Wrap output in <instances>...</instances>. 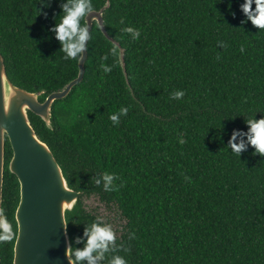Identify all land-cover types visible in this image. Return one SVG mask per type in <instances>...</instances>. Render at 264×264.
<instances>
[{
    "label": "trees",
    "instance_id": "obj_1",
    "mask_svg": "<svg viewBox=\"0 0 264 264\" xmlns=\"http://www.w3.org/2000/svg\"><path fill=\"white\" fill-rule=\"evenodd\" d=\"M107 2L104 25L114 43L93 23L83 80L53 104V129L28 113L81 193L66 215L73 253L85 246L76 242L85 228L101 220L84 206L96 198L120 219L123 246H110L97 264L112 255L128 264H264V156L245 135L249 120L264 119V30L240 10L245 0H92L94 11ZM66 3L0 0L7 76L40 102L78 76L79 60L64 58L54 31ZM126 27L138 29L139 39ZM176 92L183 97L173 99ZM122 107L129 112L113 126L109 117ZM230 141L244 149L233 152ZM5 151L7 166V140ZM106 174L114 176L108 192ZM18 189L6 169L2 208L15 230ZM13 245L0 243L1 264H12Z\"/></svg>",
    "mask_w": 264,
    "mask_h": 264
},
{
    "label": "water",
    "instance_id": "obj_2",
    "mask_svg": "<svg viewBox=\"0 0 264 264\" xmlns=\"http://www.w3.org/2000/svg\"><path fill=\"white\" fill-rule=\"evenodd\" d=\"M109 6L107 2L101 10L89 13L85 25L90 34L92 20H97L101 33L114 43L105 29L103 18ZM87 44L88 41L81 52L82 59L78 61L77 78L63 90L49 94L43 102L39 101V93H30L12 84L0 54V208L6 169L16 177L19 186V201L14 212L17 238L13 245L12 264H69L75 261L74 255L66 254L68 245L73 250L66 215L74 212L81 193L70 188L49 147L36 135L28 113L39 117L48 130L53 129V104L67 98L83 80ZM115 45L126 78L124 50L117 43ZM6 140L12 151L7 166Z\"/></svg>",
    "mask_w": 264,
    "mask_h": 264
},
{
    "label": "clouds",
    "instance_id": "obj_3",
    "mask_svg": "<svg viewBox=\"0 0 264 264\" xmlns=\"http://www.w3.org/2000/svg\"><path fill=\"white\" fill-rule=\"evenodd\" d=\"M255 5V7H253ZM240 10L247 16L248 20L259 30H264V0H245L240 6ZM64 15L59 23L54 28L56 39L61 43L62 53L65 59L80 60L82 57L80 53L85 48V42L90 39V34L86 26H84V18L94 11L92 0H68L63 6ZM92 23H98L97 20H92ZM123 23V20L121 21ZM124 32L131 34L132 40H138L140 31L132 27H126ZM244 51L243 48L240 49ZM111 54L117 55L118 50L115 46H111ZM106 58V57H105ZM105 74L112 71L111 66L101 65ZM183 92H176L173 99L179 100L183 97ZM129 107H122L119 114L116 112L110 115L113 126L119 125V116L127 115ZM249 132L245 135L248 137V143L255 148L256 152L264 156V119L259 121H248ZM239 133H233L232 141L236 140ZM178 143L184 144L186 141L180 136ZM233 152L239 153L244 149L243 143H231ZM105 181L104 191H110L109 185L114 179L112 174L103 176ZM100 181L96 180L99 185ZM17 238V231L14 229L13 223L10 222L8 216L3 208H0V243L13 241ZM130 239L134 238V233L130 234ZM117 235L111 224L103 222L102 220L93 221L89 227L85 228L82 237L77 238L76 242H84L85 246L82 249L73 250L70 245L67 247L66 254L74 255L75 261H70L69 264H79L81 261H87V264H97V261H105L106 253H109L110 246L113 250H119L123 246L117 245ZM127 251V249H124ZM95 253V255H94ZM108 264H128V261L121 255H112L108 260Z\"/></svg>",
    "mask_w": 264,
    "mask_h": 264
},
{
    "label": "rangeland",
    "instance_id": "obj_4",
    "mask_svg": "<svg viewBox=\"0 0 264 264\" xmlns=\"http://www.w3.org/2000/svg\"><path fill=\"white\" fill-rule=\"evenodd\" d=\"M84 206L87 211L95 213L103 222L111 224L115 232L118 231L121 221L116 217L115 211L106 209L96 198L85 200Z\"/></svg>",
    "mask_w": 264,
    "mask_h": 264
}]
</instances>
